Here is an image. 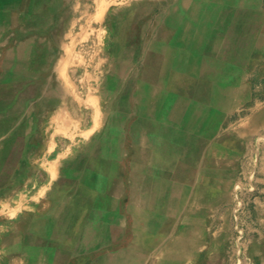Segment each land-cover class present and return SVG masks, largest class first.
<instances>
[{"label":"rangeland","instance_id":"rangeland-1","mask_svg":"<svg viewBox=\"0 0 264 264\" xmlns=\"http://www.w3.org/2000/svg\"><path fill=\"white\" fill-rule=\"evenodd\" d=\"M56 2L66 15L78 14L81 21L93 7L107 12L106 32L95 31L89 39L81 38L65 57V65L69 63L66 76L73 81L72 86L65 85V93L76 92V99L65 101V107L87 125L91 113L82 98L94 94L99 101L98 129L88 138H75L73 145L81 156L111 159V192L115 197L111 214L103 213L106 218L133 221L127 205L131 194L134 197L131 175L142 151L137 144L141 131H135L140 115L135 100L140 110L142 99L180 93L192 102L188 105L189 100L182 98L173 101L172 108L204 104L209 128L203 155L208 171L201 174L207 178L197 179L207 194V211L197 216L192 228L203 249L196 264H264V68L245 69L264 54V0ZM197 32L196 40L190 39ZM188 50L199 55L185 61ZM242 68V82L234 87L233 96L224 82L221 99L220 77L231 80ZM151 69L157 74L153 76ZM162 78L166 83H160ZM147 113L143 114L148 117L144 122L150 130L158 123L164 126L155 113ZM95 161L90 164L92 173L79 175V185L76 181L73 184L74 204L107 203L99 195L104 176L98 168L102 165ZM209 168L219 173L214 175ZM4 215L1 213L0 232L14 229L16 233L0 236V264H24L23 214L3 219ZM91 217L98 219L100 213L81 211V224ZM43 223L44 235L54 238L51 223L47 218ZM28 225L29 252L34 247L40 250L30 220ZM54 246L45 243L44 249ZM44 256L47 262V252Z\"/></svg>","mask_w":264,"mask_h":264},{"label":"crops","instance_id":"crops-1","mask_svg":"<svg viewBox=\"0 0 264 264\" xmlns=\"http://www.w3.org/2000/svg\"><path fill=\"white\" fill-rule=\"evenodd\" d=\"M106 15L107 12L93 7L81 21L78 14L66 15L56 0H0V85L3 86L0 88V219L1 213H5L3 219L23 214L24 264H32L33 260L34 264H196L203 249L192 235V228L197 216L207 211L204 190L200 191L203 199L197 206L190 204L188 209L173 210L176 216L167 218L168 225L149 222L141 226L147 220L145 215L155 210L139 207L143 217L136 218L131 204L127 210L133 221L106 218L103 213L111 214L115 197L111 192V159L81 156L73 145L75 138H88L98 129L100 105L94 94L82 98L83 106L89 107L91 113L87 125H82L78 115L65 107V101L76 99V92L65 93V85H73L66 76L69 63L65 65V57L75 50L74 44L81 38L89 39L95 31L106 32ZM187 54L185 61L199 52L188 50ZM255 67L264 68V54L245 69ZM244 68L231 80L220 77L217 84L221 86L218 93L221 99L225 93L224 82L229 84L232 90L229 94L233 96L234 87L242 82ZM159 81L163 84L167 79ZM17 84L25 87L19 88ZM182 98L189 100L188 105L192 102V98L180 93L161 96L154 116L167 130L194 133V125L185 120L176 121L169 112L173 101ZM135 103L140 114L135 131L157 135L162 125L150 130L144 122L148 117L140 112L136 100ZM207 133V127L200 131L199 137L203 140L200 158L208 147ZM95 160L102 165L98 168L99 175L104 176L99 195L107 203L80 204L78 201L74 204L73 184L76 181L77 186L79 175L91 172L90 164ZM173 162L185 165L178 158ZM206 178L207 174L199 176L201 181ZM197 183L199 180L193 186V194ZM81 211L98 212L100 218L91 217L81 224ZM45 218L54 229V238L44 235ZM29 220L34 240L40 243V250L34 247L33 252L28 247ZM7 230L0 232V236L16 233L14 229ZM45 243L55 246L45 251Z\"/></svg>","mask_w":264,"mask_h":264},{"label":"bare ground","instance_id":"bare-ground-1","mask_svg":"<svg viewBox=\"0 0 264 264\" xmlns=\"http://www.w3.org/2000/svg\"><path fill=\"white\" fill-rule=\"evenodd\" d=\"M199 35L198 32L194 33L190 35V39L195 41ZM209 42H212V39H209ZM150 73L153 76L157 74L153 69L150 70ZM157 99H142L140 112L143 114L147 112V114L155 113L154 108L157 106ZM203 108L204 104L201 103H195L183 110L169 108V112L171 111L176 121L185 120V123L190 122L194 125V133L167 130L165 126L162 127L159 123L154 125V127L160 126L158 131L155 130L157 135L140 133L141 136L137 140V144L142 146L141 159L135 162V170L131 175L133 183L131 190L134 197L130 204L134 206L133 212L137 214L136 218L138 216L143 217L139 207H141V210L144 208L155 210V212L145 215L147 220L143 221L140 224L141 226L144 227L149 222H155L163 226L168 225L167 218L173 214V210L180 209L181 211L188 209L190 204L197 206L202 202L201 192L204 188H201L198 184L197 189L194 188L195 194H193V186L198 176L207 169L203 163L204 152L201 158L198 157L203 143L202 138L199 137L200 131L205 127L209 129ZM138 145L137 147H139ZM176 158L182 160L185 165H175L173 160ZM210 171L214 175L219 173L217 169H211Z\"/></svg>","mask_w":264,"mask_h":264}]
</instances>
